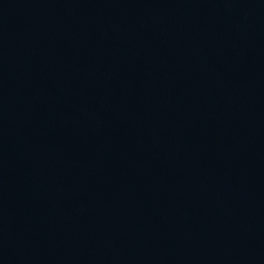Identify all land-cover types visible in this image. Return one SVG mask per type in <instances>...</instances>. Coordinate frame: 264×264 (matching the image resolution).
<instances>
[{"label":"water","instance_id":"obj_1","mask_svg":"<svg viewBox=\"0 0 264 264\" xmlns=\"http://www.w3.org/2000/svg\"><path fill=\"white\" fill-rule=\"evenodd\" d=\"M0 264H264V0H0Z\"/></svg>","mask_w":264,"mask_h":264}]
</instances>
